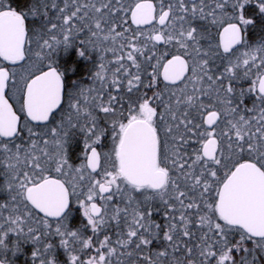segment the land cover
I'll use <instances>...</instances> for the list:
<instances>
[{"label":"snow or ice","instance_id":"obj_1","mask_svg":"<svg viewBox=\"0 0 264 264\" xmlns=\"http://www.w3.org/2000/svg\"><path fill=\"white\" fill-rule=\"evenodd\" d=\"M0 264H264V0H0Z\"/></svg>","mask_w":264,"mask_h":264}]
</instances>
